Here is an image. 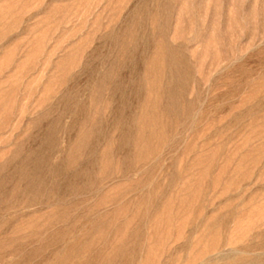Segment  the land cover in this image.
I'll use <instances>...</instances> for the list:
<instances>
[{"label": "rangeland", "instance_id": "1", "mask_svg": "<svg viewBox=\"0 0 264 264\" xmlns=\"http://www.w3.org/2000/svg\"><path fill=\"white\" fill-rule=\"evenodd\" d=\"M0 264H264V0H0Z\"/></svg>", "mask_w": 264, "mask_h": 264}, {"label": "bare ground", "instance_id": "2", "mask_svg": "<svg viewBox=\"0 0 264 264\" xmlns=\"http://www.w3.org/2000/svg\"><path fill=\"white\" fill-rule=\"evenodd\" d=\"M165 87V86H164ZM15 182V181H14ZM16 188V187H15ZM23 188V187H22ZM26 189H28V188H26ZM16 190H17V188H16ZM21 190V189H20ZM19 192V191H18ZM21 192H22V190H21ZM13 193V192H12ZM24 193V192H23ZM31 199V198H30Z\"/></svg>", "mask_w": 264, "mask_h": 264}]
</instances>
